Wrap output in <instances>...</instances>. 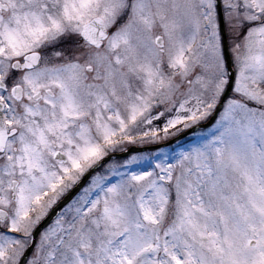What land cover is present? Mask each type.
Here are the masks:
<instances>
[{
    "label": "snow or ice",
    "instance_id": "obj_1",
    "mask_svg": "<svg viewBox=\"0 0 264 264\" xmlns=\"http://www.w3.org/2000/svg\"><path fill=\"white\" fill-rule=\"evenodd\" d=\"M0 264H264V0H0Z\"/></svg>",
    "mask_w": 264,
    "mask_h": 264
}]
</instances>
